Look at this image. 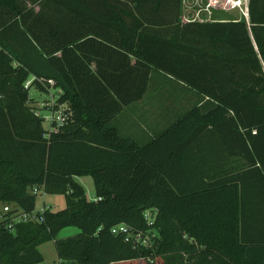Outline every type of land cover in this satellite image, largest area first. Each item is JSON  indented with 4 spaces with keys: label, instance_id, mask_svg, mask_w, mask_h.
I'll list each match as a JSON object with an SVG mask.
<instances>
[{
    "label": "trees",
    "instance_id": "1",
    "mask_svg": "<svg viewBox=\"0 0 264 264\" xmlns=\"http://www.w3.org/2000/svg\"><path fill=\"white\" fill-rule=\"evenodd\" d=\"M181 1L0 0V202L65 198L39 221L0 209V264L50 240L66 264H264V0L248 21H182ZM51 85L47 130L29 89ZM151 85L170 119L139 137Z\"/></svg>",
    "mask_w": 264,
    "mask_h": 264
},
{
    "label": "rangeland",
    "instance_id": "2",
    "mask_svg": "<svg viewBox=\"0 0 264 264\" xmlns=\"http://www.w3.org/2000/svg\"><path fill=\"white\" fill-rule=\"evenodd\" d=\"M27 4V2H25ZM234 14L237 15L235 11H233ZM197 18L205 20L207 18V13L201 12ZM30 82V79L25 82V85L27 86ZM60 94V89L51 85L48 91H39L34 86H31L29 89V96L31 97L30 105L33 106L37 113L40 114L43 117V127L47 130L51 129V122H61L63 121L65 117V110L67 108L66 104H60L57 102V97ZM162 97V91L157 92L156 88L150 87L149 92L147 95H145L140 101H138L136 104L139 107L138 110L134 111V114L141 113L142 110H140V107L143 109L142 116L136 121L135 117H130L125 123H129L130 121L137 123L133 127H129L130 133L134 135H138L139 137L142 136V132L146 131L143 126L147 129L146 123L151 125L149 127V130L155 125V127H158L160 125H163L161 121L159 122V125L156 124L153 121H157L158 118L162 120H169L170 118H165L161 113L160 107L158 106L157 101H161ZM170 100V99H169ZM144 102V103H143ZM175 102V108L177 106H181L180 100H173ZM170 114V113H169ZM163 122V121H162ZM144 124V125H143ZM129 125V124H128ZM148 130V129H147ZM75 180L79 182L85 190L86 196L89 199H94L95 193H94V184L93 180L90 176H75ZM45 204L48 206L51 210H58L64 207L65 205V198L63 194H51V193H44L39 191L37 193L36 201H35V209L38 210L41 208V206ZM2 203L0 202V209L2 208ZM1 211V210H0ZM77 232V228L74 226L66 227L62 229L58 233V237H64L68 235L75 234ZM40 250L43 254V260L34 264H66L64 262L58 261V258L56 256L55 246L54 242L52 240L44 242L40 247Z\"/></svg>",
    "mask_w": 264,
    "mask_h": 264
},
{
    "label": "built area",
    "instance_id": "3",
    "mask_svg": "<svg viewBox=\"0 0 264 264\" xmlns=\"http://www.w3.org/2000/svg\"><path fill=\"white\" fill-rule=\"evenodd\" d=\"M248 2L249 0H182V21H189L193 19H199L194 15H199L201 12L207 13V18L205 20H211V10L214 8H219L226 10L233 14L236 19L244 18L248 21ZM233 11L237 13L234 14ZM35 192H39L34 188ZM46 205H42L40 209L33 210L31 212H25L18 208H12L10 205L5 204L2 206V211L7 212L13 210L11 216H15L18 220H42L41 213L44 211ZM38 214V215H37ZM128 227L125 224H118L112 228L113 233L126 232Z\"/></svg>",
    "mask_w": 264,
    "mask_h": 264
},
{
    "label": "water",
    "instance_id": "4",
    "mask_svg": "<svg viewBox=\"0 0 264 264\" xmlns=\"http://www.w3.org/2000/svg\"><path fill=\"white\" fill-rule=\"evenodd\" d=\"M211 20L230 21V20H235V16L226 10L214 8L211 10Z\"/></svg>",
    "mask_w": 264,
    "mask_h": 264
},
{
    "label": "crops",
    "instance_id": "5",
    "mask_svg": "<svg viewBox=\"0 0 264 264\" xmlns=\"http://www.w3.org/2000/svg\"><path fill=\"white\" fill-rule=\"evenodd\" d=\"M160 114H162L165 118H168L169 117V113L168 112H166V111H161V113ZM161 121V123H162V119H160V118H158V120L157 121H153V122H155L156 124H158L159 125V122ZM155 126V125H154ZM161 126V125H160ZM65 206V205H64ZM43 244V243H42ZM42 244H40L39 246H38V248L42 245ZM39 250H40V248H39ZM41 251V250H40ZM57 256V255H56ZM58 261H60L59 259H58Z\"/></svg>",
    "mask_w": 264,
    "mask_h": 264
}]
</instances>
